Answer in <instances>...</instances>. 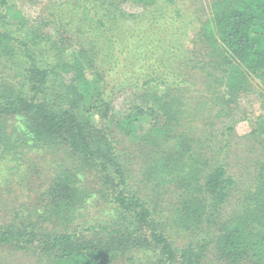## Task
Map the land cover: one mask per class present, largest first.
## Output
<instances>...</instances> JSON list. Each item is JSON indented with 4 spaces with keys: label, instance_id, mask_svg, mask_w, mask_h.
Wrapping results in <instances>:
<instances>
[{
    "label": "trees",
    "instance_id": "1",
    "mask_svg": "<svg viewBox=\"0 0 264 264\" xmlns=\"http://www.w3.org/2000/svg\"><path fill=\"white\" fill-rule=\"evenodd\" d=\"M55 1L30 25L0 0V196H8L0 197V219H8L0 222V247L35 264H215L207 249L216 244L230 262L264 264V161L255 157L250 184L241 182L242 173L228 170L233 122L221 129L222 140L210 123L208 133L195 130L198 116L235 114L247 90L258 91L264 109V0H207L178 72L148 61L164 51L162 42L170 58L182 54L178 42L189 28L177 0ZM124 3L141 11H123ZM63 12L89 22L80 28L97 42L90 53L64 57L50 44L46 28L57 29ZM139 23L154 27L141 33ZM129 25L136 35L122 38ZM119 95L124 105L113 113ZM254 136L252 143L263 142L264 133ZM44 151L53 168L46 189L31 204L26 193L27 203L14 208L16 171ZM130 157L159 190L154 196L131 186ZM33 168L26 165L27 183ZM94 180L105 205L90 224L84 210L94 201ZM166 193L175 200L164 201ZM188 229L204 233L200 242L175 245L173 231Z\"/></svg>",
    "mask_w": 264,
    "mask_h": 264
},
{
    "label": "rangeland",
    "instance_id": "2",
    "mask_svg": "<svg viewBox=\"0 0 264 264\" xmlns=\"http://www.w3.org/2000/svg\"><path fill=\"white\" fill-rule=\"evenodd\" d=\"M11 5L14 6V9L17 10L21 16V18L27 23L32 25V23L37 22L40 17H45L46 13H51V8H46L50 3L51 5H56L57 2L55 0H8ZM180 9V13L182 15V18L187 23L189 30H185L183 36L180 38L179 43V50L182 52L181 56L179 58L173 59L169 56V49L168 47L164 46L165 42L161 43V49H164V51L161 53L159 51L152 53L151 58L148 59V61H152L155 63H162L164 62V65H167L170 67V70L174 72H178L180 70L179 67L184 66V64L181 63L182 60H184L183 55H187L186 53L191 47V41L194 39V36H196V32L198 28L202 25V23L205 21L207 17V0H177L175 3V6ZM69 6H64V9H69ZM121 8L123 11L126 12H138L141 11L140 8L130 5L129 3H124L121 5ZM163 13L169 16H172L169 7L166 9H162ZM208 11V10H207ZM192 13L193 16H190ZM188 14V15H187ZM52 16V15H51ZM84 15H78L76 12H63L61 19L56 23L57 29H53V24H49L47 26L46 30L48 31V37L50 44L54 46V49L60 51L63 53L64 57H69L71 55L81 54L82 52L84 55L90 53V48H94L97 46V42H91L93 40V36L90 34H85V36H82V29L84 25H86L89 22H84ZM165 18H163L164 20ZM18 21V19H16ZM178 21V20H177ZM83 25L81 26V24ZM157 23V24H156ZM156 26L159 28H164V33L168 32V24H166L165 21L156 22ZM154 24V25H155ZM81 27V28H80ZM152 24H145V23H139V31L143 33L144 31H149L152 29ZM130 28H133L131 25L126 27L123 30V34L121 35L122 38H125L128 34H134ZM1 29V26H0ZM136 35V33L134 34ZM155 35V33H154ZM165 36V35H164ZM167 37V35L165 36ZM196 39V37H195ZM56 43V44H55ZM104 43V42H103ZM167 44V43H166ZM152 44H150L151 47ZM53 49V50H54ZM166 50V51H165ZM55 51V50H54ZM168 52V53H167ZM79 54V55H80ZM47 56V55H46ZM158 58L157 60L153 58ZM46 59H49V57H46ZM161 59V61H160ZM158 63V64H159ZM110 66H104V70H108ZM188 74H192L193 66H188L186 69ZM89 73V72H88ZM178 74V73H177ZM113 74H109V79L111 78ZM102 77L105 78L104 74H102ZM106 79V78H105ZM194 87H200L199 83ZM254 88L256 89V84H254ZM260 95L258 94V91L252 90V91H245L241 94L239 100H238V108L234 110L235 114L232 115H221L219 117H212L210 116V119L207 120L204 116V118H201L202 116H198L197 120L195 122V130L196 132H203L204 128L206 132H209V128L207 127V124L210 123V131L214 133L216 136L221 137V140L223 139V136L220 135L221 129L227 124L233 122V132L231 133L232 137V146L231 150L233 154H228V170L229 172L233 173L236 177L242 173L241 182H247V184H250L253 176L254 171V161L255 157L262 158L261 161H264V140L263 142H255L252 143V138L256 137L254 134L257 133H264V130L261 129L260 123L262 122V118L264 117V109L261 105ZM124 105V95H119L115 101L112 103V112H118L120 113L122 111V106ZM216 107V106H214ZM214 110V108H213ZM211 114V113H210ZM262 116V117H261ZM98 116L95 115V119H97ZM224 131V130H223ZM197 133V134H198ZM258 141V137H256ZM125 145H128L129 142L124 141ZM132 149V147H129L127 150L129 151ZM226 153V151H225ZM51 153L40 152L36 154H30L31 162L28 160V162H24L23 165L19 170L16 171V175L13 177L15 179V182H13V188L15 190L14 192V201L11 203L13 207H17V205L20 202L27 203L28 199L25 196L26 193H30V201L31 204L32 200L37 196L38 192L41 193L42 190H45L49 179L52 177V171L53 168L48 166V162H50L51 155H48ZM227 154V153H226ZM57 155L62 156V153L59 152ZM56 156V158L59 159V156ZM248 156V158H246ZM47 157V159H46ZM28 158V159H30ZM247 159V160H245ZM31 163L33 165V170L30 171L29 178L33 179V183H27L23 179V174L26 172V165ZM261 164H263L261 162ZM132 177L130 178L131 186L134 189L139 190V194L141 196H154L155 192L159 191L158 189L154 188V184L152 182H147L142 179L141 174L138 170L139 166L135 164V159L130 157V163ZM246 167V168H245ZM253 168V169H252ZM38 175H40V178L37 179ZM21 180V182L19 181ZM94 186V201L92 200V197L89 201L90 206L85 211L86 214V220L90 221V224H96V221L99 220L104 216V209L103 204L105 205L104 199L101 198L102 196L97 191L98 187L100 186V181L98 183H93L94 181H91ZM90 184V183H89ZM0 189H2V184H0ZM2 196L1 200L7 199L8 196L4 194V191H1ZM41 196V195H40ZM175 194L166 193L163 196V200L167 201L175 200ZM44 198V197H43ZM42 199V197H41ZM93 201V202H92ZM166 213V212H165ZM31 219H34V217L30 216ZM8 220V219H7ZM6 220V221H7ZM4 219H0L1 223L6 222ZM2 225V224H1ZM50 226V225H49ZM44 227L46 228V223H44ZM52 226H50L51 228ZM57 231H61V225H57L56 227ZM187 230H174L172 234V239L175 245L182 246L184 244H187L189 242L196 244V242H200L201 238L204 236L200 234L198 229H188ZM210 248L207 249L208 255L207 257L215 264H253L249 260H243L241 262H230L227 258L221 257L217 251L216 244L209 245ZM206 251V252H207ZM19 253L16 251H12L8 249L7 247H0V263L1 264H7V259L10 260L9 264H35L34 260L32 258H21V260H14V256H19ZM20 257V256H19ZM127 263V262H126ZM121 264H124V261H121Z\"/></svg>",
    "mask_w": 264,
    "mask_h": 264
}]
</instances>
